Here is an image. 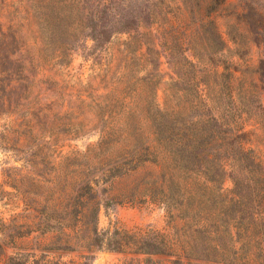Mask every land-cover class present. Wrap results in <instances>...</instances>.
Returning <instances> with one entry per match:
<instances>
[{"label":"trees","instance_id":"obj_1","mask_svg":"<svg viewBox=\"0 0 264 264\" xmlns=\"http://www.w3.org/2000/svg\"><path fill=\"white\" fill-rule=\"evenodd\" d=\"M84 1L81 8L68 0H20V14L0 22V147L7 157L0 187L3 200L18 203V212L0 222V264H91L99 251L127 247L148 256L147 264H264V166L243 147L244 134L205 100L218 107L214 93L232 97L233 76L216 63L227 44L214 16L226 0L78 4ZM236 7L241 41L262 50L257 71L264 79V0ZM73 13L80 16L69 27ZM76 30L94 42L95 53L129 36L136 60L152 66L153 79L137 78L128 88L139 101L88 103L56 79L71 65ZM163 54L178 80L204 75L177 89L185 99L175 106L155 102ZM95 109L99 118L85 117ZM93 129L100 132L95 144L67 150L69 140ZM228 160L234 189L226 197ZM124 180L131 186L111 194ZM149 198L166 206L168 233L100 229L103 207Z\"/></svg>","mask_w":264,"mask_h":264},{"label":"rangeland","instance_id":"obj_2","mask_svg":"<svg viewBox=\"0 0 264 264\" xmlns=\"http://www.w3.org/2000/svg\"><path fill=\"white\" fill-rule=\"evenodd\" d=\"M56 2L60 0H55ZM78 7L86 5V1L78 4L82 0H68V4L73 3ZM20 0H0V22H7L9 18L17 17ZM239 0H226L225 5L216 13L215 21L222 34L227 47L217 56L216 63L219 73H226L224 67H228L233 76L229 80L232 97L228 92L214 93L218 97L216 106L205 97L206 102L215 108V114L224 116L227 126L235 130L236 133L244 134L243 147L245 150H253L256 157L264 166V79L258 74L262 50L251 42L242 40L238 34L242 33L237 14L240 10L236 7ZM11 13V14H9ZM67 24H72L78 20L80 13H73ZM229 32L237 38L236 43L231 40ZM67 38V37H66ZM75 38L76 48L71 52L70 67L58 72L60 77L57 80H65V85L70 87L68 91L76 94L78 91L88 102L106 104L113 100L139 101L137 96H130L128 88L137 83V78H150L152 66L146 65L136 60L134 57V46L127 45L128 35H118L112 39L107 48L100 52L93 51L94 42L86 36L82 30H76L71 34ZM144 52V50H143ZM139 69V70H138ZM187 69V67H186ZM136 71L137 73L136 76ZM160 83L157 87L155 102L160 106L176 105L183 93L178 94L177 89L189 87L202 80L203 76L192 80V75L186 76L185 80H178L173 71L169 58L161 57L160 60ZM231 76V77H232ZM206 78V77H204ZM180 81V83H179ZM220 82L227 81L220 78ZM74 87V88H71ZM221 87V86H220ZM226 87V85L224 86ZM222 89V88H221ZM218 90V89H217ZM182 99H185L183 97ZM233 104V107L231 105ZM249 107V111H240L241 104ZM101 109L93 112L86 110V118H99ZM124 113H121L123 116ZM3 121H0V126ZM1 130V128H0ZM100 138L98 130H89L79 137L69 140L67 150H78L84 152L91 144H95ZM7 157L0 147V185L3 183V168L6 167ZM231 161L226 163V177L222 185V194L229 197L234 189V181L231 175ZM131 186V180L117 182L112 188L111 194H117ZM18 203L7 202L1 197L0 187V222L9 220L18 212ZM168 214L166 206L158 200H138L134 203L113 204L110 207H103L100 212L99 227L102 230L115 228L123 232L137 236H145L152 233H168ZM149 257L138 253L135 247H127L123 252L111 251L108 249L99 251L91 264H147ZM163 259L153 256V261Z\"/></svg>","mask_w":264,"mask_h":264}]
</instances>
